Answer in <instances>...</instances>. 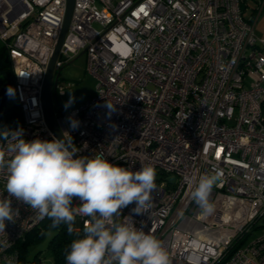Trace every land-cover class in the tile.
<instances>
[{"label": "built area", "instance_id": "obj_1", "mask_svg": "<svg viewBox=\"0 0 264 264\" xmlns=\"http://www.w3.org/2000/svg\"><path fill=\"white\" fill-rule=\"evenodd\" d=\"M65 1L0 0V43L20 112L19 125L0 129L22 128L27 141L55 138L40 94ZM241 1L74 0L54 64L85 53L86 70L97 80L96 95L83 106L55 114L76 157L102 154L132 171L154 166L151 208L135 215L133 203L116 219L131 216L127 222L158 239L171 264H264V36L254 29L260 8L245 17ZM0 99V111L13 105L1 83ZM69 118L79 127L73 130ZM216 169L223 177L210 196L214 211L205 215L190 193ZM6 175L0 171L5 198ZM11 201L18 214L0 233L11 244L0 250V264L6 258L19 264L16 243L42 220ZM86 219L78 215L76 227ZM254 226L262 231L246 243Z\"/></svg>", "mask_w": 264, "mask_h": 264}, {"label": "clouds", "instance_id": "obj_2", "mask_svg": "<svg viewBox=\"0 0 264 264\" xmlns=\"http://www.w3.org/2000/svg\"><path fill=\"white\" fill-rule=\"evenodd\" d=\"M14 92L11 87L7 90L10 97ZM73 102L70 96L64 107ZM69 123L73 130L79 127L75 119L69 118ZM23 135L22 128L0 129V171L6 170L8 194L0 197V233H5L6 221L15 222L14 197L41 219L49 218L52 228L67 226L68 234L75 237L66 251L67 264H171L158 239L127 222L131 216L124 217V223L116 219L121 209L133 203L135 215L151 208L157 179L154 166L142 165L132 171L109 162L102 154L76 157L70 135L67 140L32 141ZM222 177L218 169L203 174L190 193L205 215L214 211L210 196ZM74 198L80 202L78 207L73 206ZM78 215L88 218L82 231L74 228ZM10 246L8 240L0 241V250ZM5 264H13V258H6Z\"/></svg>", "mask_w": 264, "mask_h": 264}, {"label": "rangeland", "instance_id": "obj_3", "mask_svg": "<svg viewBox=\"0 0 264 264\" xmlns=\"http://www.w3.org/2000/svg\"><path fill=\"white\" fill-rule=\"evenodd\" d=\"M257 6L255 0L241 1V9L245 17H248L251 9ZM255 31L257 33L256 28ZM61 59L63 60V57H61ZM56 76L57 87L63 86V89L60 90L57 88L55 94H52L53 110L56 115L61 111L68 113L74 109L80 108L90 98L96 95L97 80L86 70L85 53H78L69 61L63 63L61 67L54 69L53 81ZM70 96L73 98L74 102L70 107L65 108L64 105L67 103ZM79 203H77L76 207H78ZM261 231V227L253 229L251 234L247 236L245 242L247 243L254 237L259 236ZM54 232L55 230L52 228H45L42 230L41 237L38 240L28 243L25 252L26 259L32 261L34 258L38 257L41 261H44L45 264H53L48 242Z\"/></svg>", "mask_w": 264, "mask_h": 264}, {"label": "trees", "instance_id": "obj_4", "mask_svg": "<svg viewBox=\"0 0 264 264\" xmlns=\"http://www.w3.org/2000/svg\"><path fill=\"white\" fill-rule=\"evenodd\" d=\"M0 82L2 85H7L13 87L14 76L11 67V61L8 56V51L0 43ZM20 123V112L18 109H13L12 111H7L0 118V125L5 126H17ZM51 227V220L44 217L40 223L35 226L30 232H28L25 237L16 243V248L19 253V264H25L27 261L25 257L26 246L31 241H36L41 237L42 230ZM74 228L78 231H82L83 228H77L76 223ZM256 226L253 227L255 229ZM55 230L54 234L51 236L48 242V248L51 251L53 264H65L66 261V251L68 250L72 240L75 238L73 235H69L67 232L66 225H60L58 228H52ZM243 239L234 241L231 245L232 248L237 247L243 242ZM38 257L34 258L32 261H37Z\"/></svg>", "mask_w": 264, "mask_h": 264}, {"label": "water", "instance_id": "obj_5", "mask_svg": "<svg viewBox=\"0 0 264 264\" xmlns=\"http://www.w3.org/2000/svg\"><path fill=\"white\" fill-rule=\"evenodd\" d=\"M73 2L74 0H66L65 1V12L63 17V22L55 43V46L52 51V55L49 59V62L46 66L45 74L42 80V87H41V94H40V102H41V108H42V114L44 122L48 128V130L51 132V134L56 139L63 140L62 134L60 132V129L58 127V124L56 122L55 113L53 110V104H52V94H55V87H56V81L57 76L55 80L53 81V71H54V64L57 59L64 35L66 33L67 26L70 21L72 9H73ZM1 83V82H0ZM1 101V99H0ZM15 104L13 106L9 107L8 109L4 110L2 114H0V118L4 113L7 111H12L15 108ZM63 112V111H62ZM76 158V157H74ZM157 178L156 180H158ZM169 182H173L174 178H168ZM264 225V219L260 222V226Z\"/></svg>", "mask_w": 264, "mask_h": 264}, {"label": "crops", "instance_id": "obj_6", "mask_svg": "<svg viewBox=\"0 0 264 264\" xmlns=\"http://www.w3.org/2000/svg\"><path fill=\"white\" fill-rule=\"evenodd\" d=\"M256 4L258 5L256 8H252L248 17H252L253 14L258 12L259 8V13L258 17L256 19L254 29H257V35L259 36H264V0H255ZM256 10V11H255ZM256 32V31H255Z\"/></svg>", "mask_w": 264, "mask_h": 264}, {"label": "flooded vegetation", "instance_id": "obj_7", "mask_svg": "<svg viewBox=\"0 0 264 264\" xmlns=\"http://www.w3.org/2000/svg\"><path fill=\"white\" fill-rule=\"evenodd\" d=\"M9 87H10V86H7V85H5V84L3 85V89L5 90L6 95H7V100H8L10 103L14 104V95L10 97V96L7 94V90H8ZM12 106H13V105H12ZM4 110H6V108L2 109V110L0 111V114H2V112H3Z\"/></svg>", "mask_w": 264, "mask_h": 264}]
</instances>
